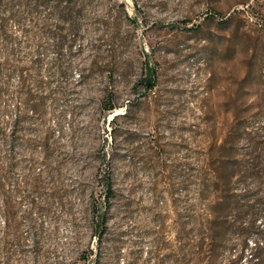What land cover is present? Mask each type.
<instances>
[{
	"label": "rangeland",
	"instance_id": "rangeland-1",
	"mask_svg": "<svg viewBox=\"0 0 264 264\" xmlns=\"http://www.w3.org/2000/svg\"><path fill=\"white\" fill-rule=\"evenodd\" d=\"M112 1H94L63 79L37 30L28 26V39L10 24L9 57L0 50L2 123L22 101L21 70L44 111L25 113L11 157L0 137V185L11 159L15 203L26 189L42 211L19 202L9 222L0 195V264H210L198 251L211 203L199 196V179L226 159L242 167L234 191L264 198V0ZM146 59L158 84L135 103L131 87ZM95 60L130 66L114 81L119 103L134 105L112 127L124 109L106 123L96 111L106 73L91 69ZM105 173L114 197L98 241L89 207L103 195ZM221 258L216 252L213 264Z\"/></svg>",
	"mask_w": 264,
	"mask_h": 264
},
{
	"label": "trees",
	"instance_id": "trees-1",
	"mask_svg": "<svg viewBox=\"0 0 264 264\" xmlns=\"http://www.w3.org/2000/svg\"><path fill=\"white\" fill-rule=\"evenodd\" d=\"M94 1L96 0H0V50L9 57L10 46L13 43L9 33L10 24L21 28L22 34L28 39L32 37L28 26L35 28L41 43L39 49L41 51L50 49L53 52L52 65L55 75L63 79L69 73L66 59L70 57L72 47L79 38L82 22L93 12ZM102 1L116 6L112 0ZM133 3L135 7L138 6L137 0H133ZM117 9H119L118 13L127 18L123 4L117 6ZM35 63L36 66L40 64L39 61ZM129 67L125 62L117 64L108 62L102 67L96 60L92 62L91 69L94 72L98 75L106 73L105 85L100 90L96 107V111L103 117V122H107V113H113L120 108L124 109L122 115H116L108 121V126L111 127L118 120L127 118L134 105L130 101L124 104L119 103L120 95L114 81L115 74L125 79ZM4 71V65H0V137L6 140L11 157L18 143L17 134L27 119L25 113L30 112L36 115L43 113L44 99L34 95L21 70L20 87L15 94L22 101L20 105L13 108L14 118L11 123H6L9 128V133H6V124L2 123V117L7 115L9 110L1 103L8 94L4 82L6 81ZM82 80L85 79L82 78ZM157 84L155 68L146 59L141 63L139 77L131 87L133 101L137 103L143 94L151 93ZM57 91L58 94H62L61 89ZM113 141L115 142V137ZM214 166L216 168L209 167L208 175L199 179V196L203 201L211 203H209L207 218L199 228L202 243L198 251L207 255L210 264L214 263L216 252L222 255L221 264H264V198L256 200L257 194L249 195L245 191L238 194L234 191L235 183H238V169L242 168L238 163L219 159ZM13 171L14 164L9 159L2 177L6 183L0 185L3 210L9 222L14 220L13 208L19 202L27 201L31 209L42 211V208L36 206L35 198H30L29 193H25L26 189L21 191L20 201L15 203L14 197L16 194L19 195L20 187L12 177ZM27 182L30 183V181H24V184ZM100 184L103 195L98 201H93L89 207L98 241H101L107 230L106 211L110 209L111 200L114 197L113 181L109 174L102 175ZM9 185L13 187L5 189ZM33 194H37V191ZM101 206H103V212ZM258 219L262 220L259 225L256 223Z\"/></svg>",
	"mask_w": 264,
	"mask_h": 264
}]
</instances>
